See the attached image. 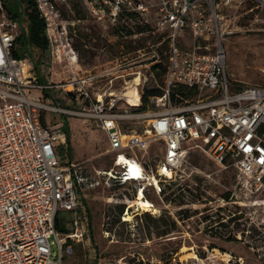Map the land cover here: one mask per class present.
I'll return each mask as SVG.
<instances>
[{"label": "built area", "instance_id": "2783aa9c", "mask_svg": "<svg viewBox=\"0 0 264 264\" xmlns=\"http://www.w3.org/2000/svg\"><path fill=\"white\" fill-rule=\"evenodd\" d=\"M66 1L35 0L48 40L40 74H53L57 63L65 75L56 85H44L36 82L33 64L14 55L21 21L0 0V264H63L67 240L82 244L96 259L89 215L80 203L78 164L59 158L67 135L63 125L43 123L48 113L81 118L106 133L119 170L103 175L114 184H139V192L153 187L160 194V185L173 177L164 172L173 175L182 164L183 143L190 140L200 142L220 168L235 169L246 191H264V87L229 79L223 45L239 30L240 17L264 12V0H84L93 22L111 32L122 48L137 37L131 35L134 26L166 44L163 60L154 47L148 53L139 48V66L117 60L116 66L96 72L79 67L68 30L77 21L64 20L60 9ZM159 64L165 69L161 95L149 99L158 110L136 115L118 111L121 101L142 106L148 82L143 72L153 73ZM133 85L141 100L135 106L121 97ZM179 88L186 94L178 93ZM53 89L79 108L51 105L44 94L32 96L35 90ZM125 120L148 124L139 134L125 130ZM159 142L164 148L155 172L136 152L145 153ZM61 212L73 216L69 233L55 227ZM223 255L227 264H244L231 253ZM209 259L195 254L193 264H210Z\"/></svg>", "mask_w": 264, "mask_h": 264}, {"label": "rangeland", "instance_id": "374dc122", "mask_svg": "<svg viewBox=\"0 0 264 264\" xmlns=\"http://www.w3.org/2000/svg\"><path fill=\"white\" fill-rule=\"evenodd\" d=\"M60 9L64 20L77 21L76 27L68 25V30L83 72L114 67L117 60L137 67L139 48L148 53L154 47L164 59L166 44L156 34H140V27L134 26L131 35L137 37L126 40L128 43L122 48L120 41L112 40L111 32L103 31L93 22L84 0H67ZM238 27L235 34L223 41L228 77L241 85L264 87V12L240 17ZM37 58L39 55L35 53L33 60ZM61 72V66L55 63L53 74L47 73V80L40 77L44 79L42 84L56 85L65 77ZM159 72H143L148 78L144 94L163 87L164 76L157 77ZM41 94L51 105L79 108L65 99L61 90H35L32 96L39 98ZM136 94L137 87L133 86L124 91V98L135 106ZM147 110L158 109L149 100ZM118 111L139 113L137 107L126 101L119 103ZM42 119L50 126L63 125V130L67 126V145L59 158L78 164L82 180L80 203L87 209L92 249L97 254L95 259L82 244L67 240L63 264H180V261L193 264L195 254L199 259L210 257L207 261L210 264H227L223 262L228 260L224 253L242 257L244 264H264V191L253 194L246 191L238 183L235 169L220 168L200 142L183 143L184 161L174 170L172 180L160 185V194L153 187L146 188L145 197L153 207L143 212L138 206L130 208L142 185H117L103 175L111 169L119 170L114 167L115 154L110 152L104 131L74 116L48 113ZM147 124V120L122 123L125 130L133 129L139 134ZM163 148L164 144L159 142L145 153H136L147 168L156 172ZM127 212L132 219L126 222ZM59 217L70 232L72 214L61 212Z\"/></svg>", "mask_w": 264, "mask_h": 264}, {"label": "trees", "instance_id": "16d2710c", "mask_svg": "<svg viewBox=\"0 0 264 264\" xmlns=\"http://www.w3.org/2000/svg\"><path fill=\"white\" fill-rule=\"evenodd\" d=\"M3 1L5 8L11 13L12 17L17 18L21 21L20 34L16 40L14 55L20 60H26L33 64L34 71L37 76L36 82L42 84L44 82V79L40 78L42 76L40 74V62L44 56V53L47 50L48 40L45 35V24L43 20L40 18L38 10L36 9L35 0H3ZM142 30L143 29L140 28V31ZM35 53L39 55V58L33 60V55ZM156 68H154L155 71L157 70L160 71L159 73H157V77L164 76L165 74L164 67L161 64H159ZM178 93L182 95L186 94L183 88H179ZM158 95H161L160 90H151L145 93L142 100V106H136L138 108V111H146L150 97L158 96ZM64 130L65 132L68 133L66 125ZM84 202L86 203L85 200ZM55 227L58 232L69 233V229L65 228V224L62 221V219L59 217V214L57 215L55 220ZM238 258H242V257H238Z\"/></svg>", "mask_w": 264, "mask_h": 264}, {"label": "bare ground", "instance_id": "6f19581e", "mask_svg": "<svg viewBox=\"0 0 264 264\" xmlns=\"http://www.w3.org/2000/svg\"><path fill=\"white\" fill-rule=\"evenodd\" d=\"M133 86L132 87H128L126 90H129V89L133 88ZM136 95L137 96L134 98V100L137 103H140V101H141L140 97L138 96V94H136ZM121 97L124 98V91L122 92ZM123 160H125V158L122 157L121 161H123ZM129 164L133 165L132 163H129ZM132 168H133V166H132ZM163 175H165L166 177H171L172 173L169 170H166ZM134 206H138L139 209L141 211H143V212H149V211L152 210L153 204L145 197L144 192H138L137 198H136L134 204L130 206V208L134 207ZM125 216H126V218H124V221H126V222L130 221L132 219V216L130 215L129 212H127V214H125Z\"/></svg>", "mask_w": 264, "mask_h": 264}]
</instances>
